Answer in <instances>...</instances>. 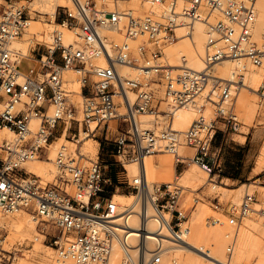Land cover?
Instances as JSON below:
<instances>
[{
	"label": "built area",
	"instance_id": "obj_1",
	"mask_svg": "<svg viewBox=\"0 0 264 264\" xmlns=\"http://www.w3.org/2000/svg\"><path fill=\"white\" fill-rule=\"evenodd\" d=\"M18 1L21 0H8V6H0V129L9 128L15 133L13 141L4 140L0 145V211L8 214L27 209L36 219L46 218L60 234L54 240V264H110L115 243L122 253L120 264H161L162 230L166 229L175 242L183 241L182 236L190 231L183 225L187 216L180 204L183 187L177 181L156 185L158 197L154 200L143 171L128 180L143 207L139 214L142 226L136 231L139 241L132 247L133 210L120 211L114 192L107 193L105 186L111 182L104 168L108 166L99 157L86 160L79 150L73 153L61 146L55 160L57 176L47 184L23 165L30 160L47 159L49 148L65 133L73 134L71 139L75 140L82 129L89 132L91 124L109 132L113 119H118L117 130L125 126L113 142L120 158L141 163L146 155L154 153L157 139L161 138L168 141L167 150L177 156V166L184 164L177 153L178 132L170 127L172 113H166L168 123L160 136L138 124V116L158 110V105L151 83L124 79L119 73L122 64H138L129 42L139 36L148 39L138 48L145 60L144 73L161 71L167 99L174 108L183 106L194 101L210 80L217 79L211 68L218 62L250 58L256 66H264V47L253 39L252 33L257 0H151L152 5L167 3L166 14L159 18L148 12L138 16L132 9L108 10V3L115 4L117 0H73L75 11L59 8L57 17L63 10L60 23L79 26L82 43L65 45L61 32L54 30L50 40L36 42L32 47V56L39 66L28 72L21 70L19 59H13L12 43L23 36L31 19L29 9ZM196 20L205 22L208 28L207 69L196 72L181 68L176 72L155 67L152 62L163 55L161 46L176 39V28L184 23L191 27ZM103 30L121 35L122 40L103 34ZM97 59L105 66L94 64ZM66 69H74L79 75L82 120L76 118L78 108L70 101L72 92L66 86ZM231 83L244 84V76L236 74ZM231 83H225L215 102V118L208 121L200 114L184 134L187 145L195 150L192 161L210 176L221 173L224 166L223 145L213 147L218 133L224 136L228 131L238 132L242 126ZM128 90L136 92L133 104ZM259 93L264 98V75ZM120 106L125 108L122 115L118 113ZM91 134L95 136V132ZM124 160H119L123 167ZM150 199L155 205V233L147 232L146 207ZM253 202L254 196L247 195L236 212L231 210V215L240 223L252 212ZM259 213L264 220V208ZM149 235L155 236L157 250L147 257ZM232 250L230 245L229 256ZM12 255L1 253L0 264H11ZM224 264H231L230 258Z\"/></svg>",
	"mask_w": 264,
	"mask_h": 264
},
{
	"label": "bare ground",
	"instance_id": "obj_2",
	"mask_svg": "<svg viewBox=\"0 0 264 264\" xmlns=\"http://www.w3.org/2000/svg\"><path fill=\"white\" fill-rule=\"evenodd\" d=\"M3 1L5 0H0V6L3 5ZM18 2H20L22 6L30 9L29 12L31 14L28 27L23 33V36H26L27 33V38L19 40L23 37L22 36L12 43L13 59H19L22 66L23 60L31 61L33 58L31 51L34 44L45 39L50 40L49 35L54 30H59L61 32L65 45L72 44L73 46H80L82 39L79 36V26L72 28L67 22L64 25L55 23V20L57 21L56 15L58 14L59 8H69L72 12L75 11L73 0H21ZM7 4H9V2ZM181 5L182 4H180V7ZM115 7L120 11L132 9L135 15L138 16H142L144 13L148 12L154 14L156 17L166 14L168 8L166 2L152 5L151 0H117L115 4L110 1L107 5L108 10H113ZM257 12L256 23L252 30L253 39L264 47V0H257ZM47 18H49V22H47ZM48 26L50 28L54 27L53 29L51 28V32L47 33V38L46 35L42 36V31L48 29ZM207 29V24L198 20L194 21L191 27L187 26L186 23L180 25L175 30L176 39L166 42L161 46L163 55L158 60L152 62V64H154L155 67H161V70L169 68L176 72L181 68H188L196 72L205 71L208 67L205 62L206 45L208 42ZM102 33L114 39L122 40V36L115 32L103 30ZM30 35L35 36L32 47L31 44L33 41L29 38ZM41 37L42 40H40ZM143 40L148 39L144 36H139L137 39L129 42L131 52L134 57L137 58L138 64H122L118 67V70L124 79L143 84L148 82L155 86L160 107L156 111L147 112L138 116V124L142 129L153 130L160 136L161 131L166 128L168 123V121H166V113H168V115L172 113L170 127L173 131L178 132L179 143L177 145V153L182 162L186 163L185 161H192L195 153L194 148L187 145L185 141V132L192 126L193 122L200 114L208 121L215 118V102L219 101L223 86L225 83L234 82L235 75L238 73L244 76V84L236 86L231 83V91L235 96V110L238 116L242 115V120L244 115L246 118V120L244 119V123L246 122L245 124L251 127L256 123L258 125L263 124L264 98L261 97L259 91L263 83L264 66H256L250 58L227 59L218 62L211 68L213 76L217 79L210 80L194 101L174 108L165 95L164 85L160 80L159 72L161 71H158V73L152 72L146 74L142 69L145 60L139 55L138 48L143 43ZM147 44L149 47L153 46V44L149 42H147ZM94 64L101 67L105 66V63L100 59L95 60ZM65 74H67L66 77L70 78L68 81L65 80L66 85L69 82L68 85L73 86L71 97H73L74 101L82 105L78 72L74 69H66L64 78ZM73 74H75L76 77L78 75L77 81L75 80L78 84L72 79ZM91 78L96 80L94 75H92ZM127 93L131 103H135L137 98L136 92L128 90ZM71 97L70 101L78 108L76 118L82 120L81 105L73 102ZM115 100L119 102L120 98L116 97ZM162 104H167L168 109L161 110ZM2 109L3 104L0 102V112ZM124 112L125 108L120 106L118 108L119 115L124 114ZM110 123V130L116 131L118 119H113ZM32 125L35 127L37 121H34ZM98 130L96 124H91L89 132L83 129L80 131L78 140L77 138L75 140L68 139V134L65 133L49 148L47 159L30 160L26 162L23 167L31 174L41 178L43 177L42 181L44 184L51 183L57 176L58 170L55 160L61 146H65L66 149L73 153L79 150L85 156L86 160L94 159L99 156L100 143L92 137L94 135L91 134L92 132L96 133ZM14 139L15 133L12 130L9 128L0 129V145L3 144L4 140L10 142ZM167 145L168 141L158 138L154 153L146 155L144 161L141 163L132 160L125 161L123 156H121V158L124 160V167L126 164L125 168L128 176L132 177L133 180L143 171L154 200L158 197L154 189L155 186L171 183L173 181H180L179 185L183 187L182 200L185 191H190L192 194L201 190L208 180V174L194 162V164H191V167L186 169L181 175H177V156L175 157L167 150ZM156 158L162 159L161 166H156ZM258 161V169L264 170V144ZM252 185L253 184H242L237 189H229L221 184L212 183L210 193L218 195L221 201H230L233 205L232 208L236 212V209L242 205L247 195L254 196L255 189L252 188ZM134 194L114 195V199L118 203L120 211L125 208L133 210L132 212L134 214H132L130 221L131 227L134 230L130 239L132 247H136L139 241V234L136 231L140 230L142 226L139 214L143 209L140 199ZM261 195V199L264 201V192H262ZM254 204L258 205L255 199L252 208ZM191 205H193V199L192 197H188L184 207L186 208ZM185 208L183 209L181 207L186 215L187 210ZM255 208L244 217L245 220L243 218L242 221L236 225V221L232 220L233 218L230 217V219L225 214L212 209L207 204L201 203L190 213L189 219L187 217L183 222V225L190 229L189 233L182 236L183 241L175 242L171 240V234L166 229L162 230L161 264H224L227 262L228 258H230L231 264H264V220L259 210H255ZM146 210L148 222L147 232L155 233L157 231V223L154 218L155 205L152 199H150L147 204ZM26 211L31 210L21 209L8 214L0 211V231H5V229L8 231V235L4 241L7 245L17 242L20 244L25 242L32 243L33 248L31 251L36 252V255L38 253L40 255V260L37 258V260H32L28 255L29 258L27 259L25 257V259L21 249H15L14 252L5 250L2 245L3 242L1 243V241L0 254H4V252L12 253L11 264H13V262L18 264H22L23 262H28V264H54V256L57 253L56 249L44 245L46 252L43 251L41 253L43 245L40 242V237L44 238L45 235L40 233L38 229L40 224L47 223L46 218L36 219L33 214H30V212L27 213ZM255 212L256 215L259 216L256 219L253 218V213ZM252 218L254 220H251ZM117 223L120 224L121 220H117ZM230 245L233 246V250L229 256L228 248ZM146 246L148 251L147 257H149L150 254L148 253L157 250V240L155 236L149 235L146 238ZM133 253L136 254L137 250L134 249ZM19 254L23 256H19ZM121 260L122 253L120 247L115 243L110 258V264H120Z\"/></svg>",
	"mask_w": 264,
	"mask_h": 264
},
{
	"label": "rangeland",
	"instance_id": "obj_3",
	"mask_svg": "<svg viewBox=\"0 0 264 264\" xmlns=\"http://www.w3.org/2000/svg\"><path fill=\"white\" fill-rule=\"evenodd\" d=\"M5 1H3L2 4L4 6H8V4H7L8 0H7V2H5ZM19 5H21V4L19 3ZM29 11H30V9H29ZM60 12H61L60 16L58 15V17H57V15H56L57 21L55 20V23H57V24L60 23V21L62 19L63 10H61ZM47 22H49V18H47ZM53 27H51V28L53 29ZM51 28L48 26L49 30L48 29L43 30L42 31V36L46 35V37H47L48 36L47 33L51 32V30H52ZM26 38H27V33H26V36H23L19 40H24ZM29 38L33 41L32 44H31V47H32L33 44H34V41H35V36L30 35ZM40 40H42V37H41ZM32 57L33 58L31 59V61L23 60V66L21 65V70L23 72H28L31 69H37L38 68L39 64L35 61V57L34 56H32ZM66 75L67 74H65V80L68 81L70 78L66 77ZM77 78H78V75L76 77V75L73 74L72 79H74V81L75 80L77 81ZM161 81L163 82V80H161ZM76 83L78 84V82H76ZM68 84H69V82L67 83L66 86H67L68 90H70V92H72L73 86H71V85L69 86ZM151 87L155 89L154 85H151ZM164 89H165V85H164ZM155 91H156V89H155ZM160 95L162 96L161 93H160ZM157 96H158V93H156V97ZM158 98L159 97H157V101L155 102V104L158 105V109H159L160 104H158L159 103ZM71 99H72L73 102H76V101H74L73 97H71ZM77 104L81 105V103H77ZM160 109L161 110H167L168 109L167 104H162ZM239 116H240V119L242 121V127L240 128V131H238V132L228 131L224 136H223V134L218 133V135L216 137V140H215V142L213 144V147L215 149V148H218L220 146L221 139H223L224 140L223 143H225V146L223 147V153H222L223 154V160H224V166H223V171L221 172V174L218 173V174L212 175V176L208 175V180H207L206 184L197 193H192L191 194L190 191H185V194H184L181 202L184 201L188 197H192V199H193V205L189 206L186 209L187 210L186 216L188 217V219L190 217V213L196 209V206L200 205L201 203H205L209 207H211L212 209L225 214L229 218L230 217L233 218L232 220L236 221L235 222L236 225L239 224V222L236 219V217L235 216L232 217V215L230 213L231 210L233 212H235V210L232 208V206H233L232 203L230 201H228V200H222L221 201V199H220V197L218 195L210 193L211 192L210 189H211L212 183L221 184V185H223V186H225V187H227L229 189H235L236 187H238V185H240L239 182L233 183L231 180H225L223 178V174L230 175L232 177L244 174V170L243 171H240V170L238 171L237 167H238V164L242 166V163L240 164V163H238V161H243L246 154L239 153V154L235 155L233 153V150L230 148V146L238 147L239 143H243V142L245 143L247 138L252 137V135L255 132H260L261 136H260L259 140L255 143V145L253 147H251L250 149H251V157L253 158V160L256 161L257 169L259 168L258 158H259V155L261 153V149H262L263 144H264V122L261 125H258L256 123L255 125H253L251 127L250 125L245 124L246 122L244 123V121L246 120L244 115H243V120H242V115H239ZM219 126L222 127L221 124ZM123 127H125V126H120L119 130L116 129V131L109 130V132H107L106 129L102 128V129L98 130L95 133V136H94V138L100 143L99 156L98 157L100 158V160H101L103 165H107L108 166V167L104 168L105 175L107 177H111V175L118 174V180H119L120 183L115 186L114 185L115 182L113 181V185L109 186L110 187L109 188L110 191H111V189H114V195L115 194L131 195V194L135 193L133 188L129 186V181H128V180H133V178L128 176L126 168H124L119 163V160H121L122 158H120L118 156L117 148H116L115 144L113 143L117 139V137L119 135V132L123 129ZM72 135L73 134H71V133L68 134V136L70 137L69 138L70 140H72L71 139ZM77 140H78V136H77ZM97 158H94V160H96ZM173 159L175 160L174 156H173ZM155 162H156V166H161L162 159L161 158H156ZM185 162L186 163H184V164H179L178 166L176 165V173H177V175H181L186 169L191 167V164H194V162H192L191 160L185 161ZM125 167H126V164H125ZM256 172L259 173V174H261L262 172L263 173L260 176L256 177V178H251V179H248V180H245L244 177H243L242 178L243 179L242 183H244V184H246V183L247 184H253L252 188L255 189V193L253 195H254V199H255L256 203L258 204V205L254 204L253 208L256 207L255 210H257V209L260 210L261 208H264V201H263V199H261V197H262L261 193L264 192V188H262V187H264V170H259L258 169ZM254 173H255V171H254ZM178 183H180V181H178ZM107 185H109V184H107ZM238 209H236V211ZM26 212L27 213L30 212V214H32L31 211H26ZM20 214H22V213H20ZM20 214H19V216H20ZM13 216H15V215H13ZM258 217L259 216L256 215V212L253 213V218L256 219ZM253 218L251 220H254ZM244 220H245V218H244ZM38 230H39L40 233L45 235L44 238L40 237V239L42 240V241L40 240V242L43 245L41 253L43 251L46 252V249H45L44 245L49 246V247H53L55 249L54 240L58 239V237L60 236V234L56 230V228L51 223H48V224L47 223H42V225L40 224ZM7 235H8V231L6 229H5V231L4 230L0 231V241H1V243L3 242L2 245H3V248L5 250L14 252L15 249L16 250L21 249L22 253L24 255V258L26 257L28 259L30 257L32 260H34L36 258L40 260V255L38 253L36 255V252H32L31 251L32 248H33V246H32L33 244L32 243L28 242L29 243L28 244L27 242H25L23 244H20L19 242H17V243H13V244L7 245V243L4 242L6 237H7ZM23 255L19 254V256H23ZM55 256H56V254H55ZM55 256H54V258H55ZM26 263L28 264V262H26ZM26 263L23 262L22 264H26ZM13 264H18V263L13 262Z\"/></svg>",
	"mask_w": 264,
	"mask_h": 264
},
{
	"label": "crops",
	"instance_id": "obj_4",
	"mask_svg": "<svg viewBox=\"0 0 264 264\" xmlns=\"http://www.w3.org/2000/svg\"><path fill=\"white\" fill-rule=\"evenodd\" d=\"M260 136H261L260 132H255L252 135V137L247 138L245 143L244 142L243 143H239L238 147L230 146V148L233 150V153L235 155H237L239 153L246 154L243 161H238V163H240V164L242 163V166L238 164V167H237L238 171L239 170L240 171L244 170V174L243 175H239V176H235V177L223 174V178L225 180H231L233 183L239 182L240 183V185H238V187H239L242 184H244V183H242L243 182L242 181L243 177H244L245 180H248V179H251V178H256V177L260 176L263 173L262 172L261 174H259V173L256 172L257 171L256 161L253 160V158L251 157V149H250L259 140ZM223 141L224 140L221 139V144L220 145H223V147H224L225 143H223ZM254 171H255L256 174L254 173ZM109 178H110L111 185H113V181L115 182V184H114L115 186L120 183L119 180H118V174L111 175V177H109ZM109 186H110V184L105 186L107 193H110V192L113 193L114 189H111V191H110V189H109L110 187ZM238 187H236L235 189H237ZM186 200H187V198L184 201L181 202V207L183 209L185 208L184 206H185ZM188 207H186L185 209H187Z\"/></svg>",
	"mask_w": 264,
	"mask_h": 264
}]
</instances>
